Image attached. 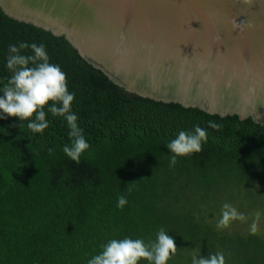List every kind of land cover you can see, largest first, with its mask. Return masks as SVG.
Segmentation results:
<instances>
[{
    "label": "trees",
    "instance_id": "16d2710c",
    "mask_svg": "<svg viewBox=\"0 0 264 264\" xmlns=\"http://www.w3.org/2000/svg\"><path fill=\"white\" fill-rule=\"evenodd\" d=\"M21 42L43 44L49 62L66 73L71 111L90 147L78 164L64 153L70 129L48 112L51 102L43 133L29 129L30 120L0 118V264H88L112 239L148 244L161 228L177 246L167 264L216 253L225 264H264L263 230L217 228L225 203L246 213L264 200V123L127 90L61 33L1 7L0 96L12 75L8 47ZM197 125L207 133L202 151L170 167L166 145Z\"/></svg>",
    "mask_w": 264,
    "mask_h": 264
},
{
    "label": "water",
    "instance_id": "95a60500",
    "mask_svg": "<svg viewBox=\"0 0 264 264\" xmlns=\"http://www.w3.org/2000/svg\"><path fill=\"white\" fill-rule=\"evenodd\" d=\"M0 7L61 33L127 90L264 123V0H0Z\"/></svg>",
    "mask_w": 264,
    "mask_h": 264
},
{
    "label": "clouds",
    "instance_id": "9594fccd",
    "mask_svg": "<svg viewBox=\"0 0 264 264\" xmlns=\"http://www.w3.org/2000/svg\"><path fill=\"white\" fill-rule=\"evenodd\" d=\"M244 3H251V0H244ZM28 48L32 50L31 55L21 54L22 50ZM6 68L12 75L3 85V96H0V118L17 117L21 121L30 120L28 128L34 133H43L49 126L44 109L51 102L48 112L53 116L64 117L70 129L69 137L72 143L71 146L65 145L63 151L78 164L81 154L90 145L84 138L83 129L78 126V116L71 111L75 94L68 90L66 73L59 65L49 62L43 44L29 45L26 42L9 45ZM34 115L35 119L31 120ZM208 126L214 129L221 127L213 121H209ZM202 142H207V133L200 126H194V131L191 133L180 131L177 137L166 145L171 154L169 166H175L177 157L201 152ZM48 151L51 154L53 149L50 148ZM126 204V197L119 196L117 207L122 209ZM237 219L244 220L245 216L238 213L235 207L225 203L222 206L217 228H226L231 221ZM258 219L259 213L256 216V220ZM256 220L250 228L252 234L257 232ZM176 252L174 238L161 228L156 240L148 244L142 239H112L102 245L101 253L88 260V264H139L142 259L147 260L149 264H167ZM192 264H225V256L223 253L209 254L206 258L193 256Z\"/></svg>",
    "mask_w": 264,
    "mask_h": 264
},
{
    "label": "rangeland",
    "instance_id": "374dc122",
    "mask_svg": "<svg viewBox=\"0 0 264 264\" xmlns=\"http://www.w3.org/2000/svg\"><path fill=\"white\" fill-rule=\"evenodd\" d=\"M251 209H246V213H242V207H235L238 213H242L245 216L244 220H233L230 222V226L238 228L250 227L254 220H256L257 213H259V219L256 220L257 230L264 231V200L257 198L255 202H251Z\"/></svg>",
    "mask_w": 264,
    "mask_h": 264
}]
</instances>
